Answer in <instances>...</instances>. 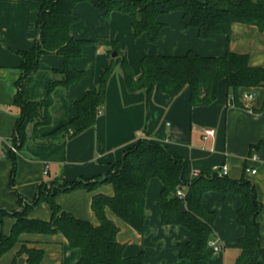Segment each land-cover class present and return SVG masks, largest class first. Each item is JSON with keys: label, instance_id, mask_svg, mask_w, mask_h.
<instances>
[{"label": "crops", "instance_id": "1", "mask_svg": "<svg viewBox=\"0 0 264 264\" xmlns=\"http://www.w3.org/2000/svg\"><path fill=\"white\" fill-rule=\"evenodd\" d=\"M204 3L206 0H198ZM40 3L34 0H0V240L10 235L20 212V196L26 204L34 200L43 185H62L79 179L95 180L107 174L125 152L139 139H150L172 149L189 162L185 178L193 173L213 176L226 165L228 177L240 180L244 175L257 190L262 209L258 215L261 246L264 248V87L239 88L237 97L221 80L218 98L208 106H193L189 87L176 97L153 90L130 92L120 65H116L108 80L106 102L98 110L95 124L74 135L60 132L66 124L78 117L77 102L89 92L98 89L100 79L113 59V44L117 43L125 55L134 75L141 74V60L146 55H185L193 51L201 56L221 57L228 52L247 54L252 66L264 68V31L254 25L236 23L230 35L215 39H201L196 28H186L181 12L159 17L164 24L158 44H151L147 34L135 38L131 18L127 14L112 12L108 19L99 15L87 2L79 3L75 13L79 20L71 26V35L89 41L82 58L73 66L84 71V78L70 87L57 86L52 91L53 105L49 107L48 123L36 120L27 126L24 147L13 153L16 121L21 114L15 104L17 82L22 75L24 52L33 49L39 37L37 21ZM39 70L30 75L23 87L24 101L44 100L51 82L62 80L64 58L57 54H44ZM253 98H249V95ZM238 101V104L235 103ZM101 111V113H99ZM203 127H212L216 134L204 139ZM257 153L259 159L252 160ZM14 189L9 183L14 167ZM255 169L256 173L245 172ZM163 184L152 179L146 196L145 234L118 218L110 209L106 215L119 227L117 240L125 245L124 256L144 253L146 264H192L179 256V245L191 236L180 226L164 225L159 202ZM113 195L111 184H99L95 190L75 189L61 192L55 203L76 218L99 224L92 208L95 194ZM206 210L215 213V231L207 248V259L199 264H235L241 254L239 239L245 229L236 222V212L242 205L239 194L208 191L203 195ZM182 210L186 206L182 204ZM52 210L41 202L28 209L27 218L50 221ZM210 242H216V251ZM44 251L40 264H79L82 253L72 249L61 234L23 233L14 246L0 256V264H28L21 250Z\"/></svg>", "mask_w": 264, "mask_h": 264}, {"label": "trees", "instance_id": "2", "mask_svg": "<svg viewBox=\"0 0 264 264\" xmlns=\"http://www.w3.org/2000/svg\"><path fill=\"white\" fill-rule=\"evenodd\" d=\"M40 3L37 21L39 37L33 49L24 52L21 66L22 75L17 82L15 104L21 114L16 121L13 145L18 150L24 147L27 140V126L35 123L40 112L50 121L48 109L53 105L52 91L57 86L70 87L80 82L84 71L74 68L73 61L82 58L89 41L78 40L71 33V26L79 17L75 7L79 3H90L103 18L108 19L112 12L127 14L132 21L135 38L147 34L151 44H158L164 24L159 17L174 12H181L186 28H196L201 39H215L218 35H230L236 23L254 25L264 31V0H34ZM116 51L117 57L112 60L100 79L99 87L87 93L77 102L79 115L66 124L60 132L71 131L78 135L92 127L98 110L106 102L108 80L115 66L120 65L126 87L130 92L153 90L171 97L179 95L184 88L191 91L193 106H208L218 98V86L225 80L229 89L237 97L239 88L264 87V68L252 66L247 54L228 52L221 57L201 56L189 51L185 55H146L141 60V74L136 77L125 55H121L117 43L113 44L111 54ZM44 54H57L64 58L63 79L50 83L45 98L39 102L24 101L23 87L26 79L36 73L41 66ZM238 104V101H235ZM44 104V105H43ZM264 109V103H263ZM264 143V140L261 144ZM12 170L9 186L13 193L16 164ZM189 162L179 157L172 149L150 139H139L128 149L123 158L100 179H79L39 188L35 198L28 204L31 208L46 202L52 210L50 221H38L27 218V212L16 213L17 221L10 235L0 240V256L10 250L23 233L61 234L72 249L82 253L79 264H146L144 253L125 257V245L117 240L119 227L106 215L110 209L140 235L145 234L146 196L152 179H159L163 184L159 202L164 225L180 226L190 233V240L179 245V256L192 264H199L207 259V248L211 235L215 231V213L206 210L203 195L208 191L222 194L237 193L242 198V205L236 212V222L245 229L239 239L241 254L235 264H264V248L261 246L260 224L258 215L262 204L258 200L255 184L245 175L240 180L228 176L200 175L187 180L185 172ZM246 172V169H245ZM97 183L111 184L114 194L109 196L98 193L93 196L92 208L99 219L95 225L90 221L76 218L72 213L62 210L55 203V196L61 192L75 189L93 191ZM48 188V187H47ZM179 188L186 189V198L177 196ZM19 204L23 202L18 196ZM186 206L185 210L181 205ZM21 254L26 256L28 264H40L44 251L24 247Z\"/></svg>", "mask_w": 264, "mask_h": 264}, {"label": "built area", "instance_id": "3", "mask_svg": "<svg viewBox=\"0 0 264 264\" xmlns=\"http://www.w3.org/2000/svg\"><path fill=\"white\" fill-rule=\"evenodd\" d=\"M249 98H253V95H249L248 96ZM99 113H101V111H99ZM202 134H203V138L204 139H208V138H213L216 134V131L214 128L212 127H203L202 128ZM10 151L13 152V153H17L18 149L16 148L15 145H12L11 148H10ZM252 160H258L259 157H258V154L257 153H254L251 158ZM247 172H251L252 174H255L256 173V170L255 169H250V168H247L246 170ZM216 174H218L219 176H227L228 175V169H227V166L226 165H223L221 167H219L216 171H215ZM201 174L199 173V171H195L193 173V177L192 179H196L200 176ZM177 196L181 199V200H184L186 198V189L185 188H179L178 191H177ZM210 246H212L216 251L220 250V247L217 245L216 242H210Z\"/></svg>", "mask_w": 264, "mask_h": 264}, {"label": "rangeland", "instance_id": "4", "mask_svg": "<svg viewBox=\"0 0 264 264\" xmlns=\"http://www.w3.org/2000/svg\"><path fill=\"white\" fill-rule=\"evenodd\" d=\"M115 52V51H114ZM113 52V53H114ZM113 53L111 54V56H113ZM44 105V104H43ZM37 121H39L40 123H45V121H46V117L44 116V114H43V112H40V114H39V116L37 117ZM99 185V183H97L95 186H98ZM52 186L53 185H49V186H47L46 187V190H50V189H52ZM28 209H29V207H28V204H26L25 202H22L21 203V206H20V212H19V216L18 217H21V214L22 213H25V212H27L28 211ZM262 261H263V263H264V258H262Z\"/></svg>", "mask_w": 264, "mask_h": 264}, {"label": "water", "instance_id": "5", "mask_svg": "<svg viewBox=\"0 0 264 264\" xmlns=\"http://www.w3.org/2000/svg\"><path fill=\"white\" fill-rule=\"evenodd\" d=\"M113 57L114 58L117 57V52L116 51L113 53Z\"/></svg>", "mask_w": 264, "mask_h": 264}]
</instances>
